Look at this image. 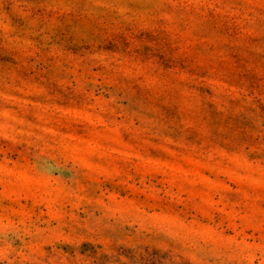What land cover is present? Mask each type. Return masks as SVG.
<instances>
[{
	"label": "rangeland",
	"instance_id": "374dc122",
	"mask_svg": "<svg viewBox=\"0 0 264 264\" xmlns=\"http://www.w3.org/2000/svg\"><path fill=\"white\" fill-rule=\"evenodd\" d=\"M0 264H264V0H0Z\"/></svg>",
	"mask_w": 264,
	"mask_h": 264
}]
</instances>
